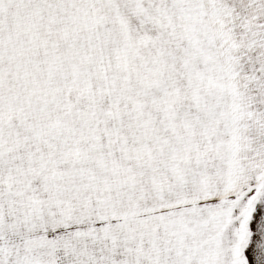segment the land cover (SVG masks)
<instances>
[{"label": "snow or ice", "instance_id": "obj_1", "mask_svg": "<svg viewBox=\"0 0 264 264\" xmlns=\"http://www.w3.org/2000/svg\"><path fill=\"white\" fill-rule=\"evenodd\" d=\"M0 264H264V0H0Z\"/></svg>", "mask_w": 264, "mask_h": 264}]
</instances>
